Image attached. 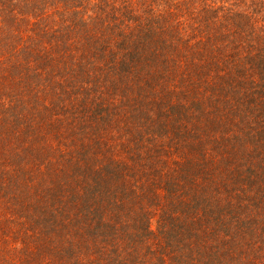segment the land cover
Returning <instances> with one entry per match:
<instances>
[{
  "label": "trees",
  "instance_id": "16d2710c",
  "mask_svg": "<svg viewBox=\"0 0 264 264\" xmlns=\"http://www.w3.org/2000/svg\"><path fill=\"white\" fill-rule=\"evenodd\" d=\"M0 264H264V0H0Z\"/></svg>",
  "mask_w": 264,
  "mask_h": 264
}]
</instances>
